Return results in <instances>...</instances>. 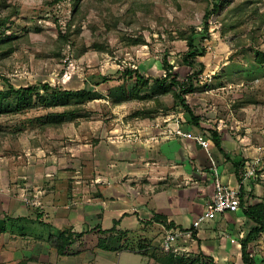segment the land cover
Wrapping results in <instances>:
<instances>
[{
  "label": "rangeland",
  "instance_id": "374dc122",
  "mask_svg": "<svg viewBox=\"0 0 264 264\" xmlns=\"http://www.w3.org/2000/svg\"><path fill=\"white\" fill-rule=\"evenodd\" d=\"M212 1L0 0V98L10 85L91 94L21 107L7 100L10 111L0 114V179L36 219L22 222L0 211V264H115L114 252L124 253L121 264L146 262L134 254L159 264H221L199 250L195 231L177 252H166L160 246L170 230L149 241L99 225L108 191L98 187H107L109 165L123 162L117 151L132 143L151 148L175 121L182 129L191 123L173 97L175 87H143L135 74L161 79L167 60L186 82L201 69L183 63L185 37L194 31L196 46L206 49L199 58L205 69L186 100L205 133L216 128L239 144L244 168L264 186V66L255 63L256 51L264 50V0H221L207 37ZM57 229L70 242L64 254Z\"/></svg>",
  "mask_w": 264,
  "mask_h": 264
},
{
  "label": "crops",
  "instance_id": "0c3cea01",
  "mask_svg": "<svg viewBox=\"0 0 264 264\" xmlns=\"http://www.w3.org/2000/svg\"><path fill=\"white\" fill-rule=\"evenodd\" d=\"M174 128L175 126L172 127ZM183 130L194 135H209L201 127L191 123L183 125ZM220 134L224 154L213 141L206 150L193 139L166 136L148 149L139 143L129 144V147L124 148L125 151H117L115 147L116 154L123 155V162L113 161L108 169L114 170V173L108 177L107 187L102 188L100 184L98 187L108 191L107 207L100 210L99 225L102 229L115 233H137L149 241L157 234L160 238L161 234L169 230H191L216 191L215 175L212 172L214 167L217 168L221 181L229 188L243 187L246 206L263 201L264 186L256 183L253 177H245L246 167L239 170L238 176L236 174L235 163L243 161L239 144L236 143V147V144ZM9 192L11 186H6L0 179V211H12L13 218L34 223L33 219L36 218L29 217L28 208L21 200L8 195ZM11 201L16 202V206L11 207ZM202 225L194 230V241L203 255L221 264H243L242 242L256 225L244 215L242 207L238 212L219 215L215 220ZM57 230L61 233L63 231ZM233 238L238 243H232ZM143 249L142 251L152 248ZM249 251L255 264H264V233L250 243ZM114 253L118 254H115L112 262L121 264L117 259L124 253ZM134 255L146 261L144 264H159L148 255Z\"/></svg>",
  "mask_w": 264,
  "mask_h": 264
},
{
  "label": "trees",
  "instance_id": "16d2710c",
  "mask_svg": "<svg viewBox=\"0 0 264 264\" xmlns=\"http://www.w3.org/2000/svg\"><path fill=\"white\" fill-rule=\"evenodd\" d=\"M221 0H213L212 8H209L205 13V22L203 25V29L207 37L209 36V19L214 14L217 13L220 9ZM74 8L78 6V2L74 4ZM197 31H194L185 37V41L187 42L188 50L183 56L184 65L188 66L190 69L194 70L195 65L200 66V70L196 73L189 74L187 76L186 82H181L179 80L178 75L174 72V67L168 63L167 60L163 61V67L166 72L165 76L161 79H152L147 78L146 76L139 74L136 72L135 78L137 85H141L143 87H148L151 82H154L157 85H165L168 84L171 88H176L173 91V97L176 101L179 102L184 111L189 115L191 123L200 127V120L191 110L187 100L186 95L191 93L195 89L194 80L198 75L203 73L205 69V65L202 62H199V58L204 57L206 55L205 48H199L196 46V35ZM255 63L258 66H264V50H257L255 56ZM4 81L5 78L1 77ZM40 91H43L44 94L41 95ZM136 95V94H135ZM62 100L65 98H76L79 100L87 99L91 96L90 92L86 90L80 91H64L61 89H54L50 87L48 84H40V85H32L25 88L16 89L13 86H9V90L4 94L3 97L0 98V114L6 113L10 111V105L7 104V100L15 98L19 104V106H30L34 104L36 99L47 101L48 97ZM139 99H145L148 96H139L136 95ZM3 130L0 127V133ZM209 136L211 140L214 142L215 146L224 154V150L222 148V136L220 132L215 129H210ZM235 167L237 169L236 174L239 175V170L245 167V163L243 161L235 163ZM241 207L243 208L244 215L253 223H255V227L251 229L248 236L244 239L241 246V254L243 264H255L254 260L251 258V254L249 251L250 243L260 234L264 233V200L256 203L254 205L246 206L244 203L245 192L243 187L241 186ZM60 237L62 238L63 243L59 245L58 251L61 254L66 252V248L70 245L69 239L66 238V235L60 233Z\"/></svg>",
  "mask_w": 264,
  "mask_h": 264
},
{
  "label": "built area",
  "instance_id": "2783aa9c",
  "mask_svg": "<svg viewBox=\"0 0 264 264\" xmlns=\"http://www.w3.org/2000/svg\"><path fill=\"white\" fill-rule=\"evenodd\" d=\"M175 128L168 129L165 134L166 138H183V139H193L200 146L209 149L211 145V138L209 135H192L189 132H185L181 126L180 122H175ZM215 175V187L216 191L213 197L206 203L202 213L199 215L198 219L194 222L193 227L189 231L183 230H172L168 232L167 236L161 242V249L166 252H177L178 249H175V246L179 243L180 240L187 241L192 237L194 230L199 229L202 223L207 221L215 220L219 215L226 213H235L241 209V190L240 188L231 189L225 185L220 177L219 172L216 167L212 170ZM253 172L245 171V177H253ZM232 243H238L236 238L231 239Z\"/></svg>",
  "mask_w": 264,
  "mask_h": 264
}]
</instances>
